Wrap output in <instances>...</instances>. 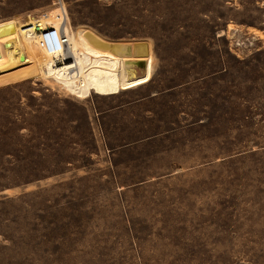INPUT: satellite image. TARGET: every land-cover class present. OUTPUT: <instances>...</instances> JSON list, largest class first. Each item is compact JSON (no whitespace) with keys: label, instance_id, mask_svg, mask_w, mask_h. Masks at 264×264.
<instances>
[{"label":"rangeland","instance_id":"374dc122","mask_svg":"<svg viewBox=\"0 0 264 264\" xmlns=\"http://www.w3.org/2000/svg\"><path fill=\"white\" fill-rule=\"evenodd\" d=\"M57 2L0 0V262L264 264V0H62L53 64Z\"/></svg>","mask_w":264,"mask_h":264},{"label":"bare ground","instance_id":"6f19581e","mask_svg":"<svg viewBox=\"0 0 264 264\" xmlns=\"http://www.w3.org/2000/svg\"><path fill=\"white\" fill-rule=\"evenodd\" d=\"M62 5L63 4L56 6L58 8V12L56 13V15L49 17L50 19L48 21H50L53 17H55V21H54L55 24L52 23L53 21L46 23L43 26L38 24L39 19L45 20L48 18L49 10L47 12L45 11L44 13H42V14H40L34 18V20H35L34 30L39 33V37L37 39L35 46L37 47V49L40 52H44L45 54L49 55L51 62L53 64H63L64 62L67 63L69 61H72V59H70L71 58L70 51L74 55V57L78 58V49L76 46L75 39L72 35H68L67 29H66L67 25L69 24V15L67 13V16H65L64 18L62 17V14H63L62 13V11H63ZM49 28H60L61 30H64V32L66 34V41L62 44L61 47H57V49H55V50H50L48 48H44L40 44V37H41L43 30H46ZM69 44H70V46H69ZM0 45H2L1 42H0ZM17 48L19 49V46ZM69 49H70V51H69ZM131 53H132L131 43L128 42L126 45V49L124 51H122V54L123 55H131ZM78 81H81V79L79 78Z\"/></svg>","mask_w":264,"mask_h":264},{"label":"trees","instance_id":"16d2710c","mask_svg":"<svg viewBox=\"0 0 264 264\" xmlns=\"http://www.w3.org/2000/svg\"><path fill=\"white\" fill-rule=\"evenodd\" d=\"M3 191V190H0ZM14 197L9 196L6 193L0 194V213H4L8 210L10 207L9 205L14 200ZM15 225V227H12V230H15L14 235L9 237V240L11 241L10 245L1 246V249H5L2 252L3 255L8 256V261L6 263L0 264H23L21 255L24 251V241L22 239V235L19 232V223ZM18 226V229H17ZM16 257V258H15Z\"/></svg>","mask_w":264,"mask_h":264},{"label":"built area","instance_id":"2783aa9c","mask_svg":"<svg viewBox=\"0 0 264 264\" xmlns=\"http://www.w3.org/2000/svg\"><path fill=\"white\" fill-rule=\"evenodd\" d=\"M57 3L63 4L62 0H59V2ZM62 7H63L62 17L64 18L65 16H67V11L65 9L64 4L62 5ZM65 41H66V34L64 30H61L60 28H49L43 30L40 37L41 46H43L44 48H48L50 50H55L57 49V47H61Z\"/></svg>","mask_w":264,"mask_h":264},{"label":"water","instance_id":"95a60500","mask_svg":"<svg viewBox=\"0 0 264 264\" xmlns=\"http://www.w3.org/2000/svg\"><path fill=\"white\" fill-rule=\"evenodd\" d=\"M23 59H24V55L21 54V55H20V60H23Z\"/></svg>","mask_w":264,"mask_h":264}]
</instances>
